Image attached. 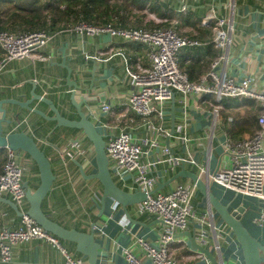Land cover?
<instances>
[{
	"label": "crops",
	"instance_id": "obj_1",
	"mask_svg": "<svg viewBox=\"0 0 264 264\" xmlns=\"http://www.w3.org/2000/svg\"><path fill=\"white\" fill-rule=\"evenodd\" d=\"M180 5L181 0H110L108 21L96 25L110 24L129 29L173 27L180 35L198 41V44L185 46L179 51V67L190 80L198 81L205 77L218 60L213 68L217 74L235 80L250 77L252 87L264 91V0H188L184 13L178 11ZM209 14L229 21L231 31L226 45L213 42L215 20L202 23ZM0 18L4 19L5 16L0 15ZM59 24L55 30L48 31L51 38L37 49L32 58L10 61L2 68L0 99L14 97L25 101L31 97L34 86V92L51 99L62 115L78 119L76 108L70 100L71 93L75 92L77 102L85 97L86 103L81 109L103 137L109 132L116 134L123 129L129 130L134 136L144 135L145 131L141 130L142 118L131 111H124L120 105L133 90L126 68L136 70L138 66L149 65L147 46L108 32L79 34L68 29L74 24L68 23L65 27ZM183 100L180 94L175 93L166 103L163 125L168 135L163 136L160 143L169 149L170 154L193 157L196 165L185 163L170 171L166 164H158L154 170L157 179L154 188L159 185L158 191L167 192L177 183L194 184L188 177H176L182 166L207 181L201 169L208 167L209 172L213 173L229 165V154L223 147L224 153L221 154L218 145L226 137L235 140L251 136L257 125L256 122L254 125L245 124V118L239 119L229 113L234 103L247 105L249 103L244 102H252V105L256 103L258 106L255 101L223 100L217 116L213 117L212 106L207 108L192 96L185 103ZM103 102L114 106L113 116L100 112L99 106ZM32 106L48 115L52 114L49 106L43 102L35 101ZM17 110L20 109L16 107ZM258 110L260 113L259 106ZM21 112L19 122H24L20 127H16L19 122L14 124V129L24 130L35 137L49 158L55 175L52 188L41 207L50 219L66 228L94 231L95 241L100 245L95 264H125L123 250L132 247L137 237L151 243L158 239L160 219L157 216L136 214L134 204L124 208L111 198H106L101 214L102 186L97 179L84 178L75 162L79 161L87 174L96 171L93 146L81 130L56 127L54 121H47L38 114L26 110ZM153 120L156 124L161 122L156 117ZM179 123H185L190 137L186 146L175 138V131L170 134L172 127L175 129ZM74 141L89 150V162L81 158L67 159L62 153V149ZM4 149L0 172L7 157V149ZM16 153L19 164L25 168L23 180L34 190L39 184L38 168L27 153L22 150ZM153 156L154 153L151 154ZM209 183L210 190L229 210L243 207L242 223L264 245V219L260 218L259 200L236 193L216 182ZM0 197L10 199L7 194H1ZM193 204L197 212L210 211L207 220L212 225L191 223L187 229L178 232L169 248L171 256L179 264H211L202 252L191 246L187 235L191 233L196 243L210 250L218 264H245L240 244L219 215L210 209L198 189ZM19 221L17 211L8 203L0 201V229L15 227ZM198 228L205 231L204 243L198 238ZM61 242L71 254L84 256L87 264L86 256L75 251V243L62 239ZM62 260L59 249L44 240L32 239L13 247V260L8 264H61Z\"/></svg>",
	"mask_w": 264,
	"mask_h": 264
},
{
	"label": "built area",
	"instance_id": "obj_2",
	"mask_svg": "<svg viewBox=\"0 0 264 264\" xmlns=\"http://www.w3.org/2000/svg\"><path fill=\"white\" fill-rule=\"evenodd\" d=\"M187 1L181 0L179 12L187 10ZM213 20L216 31L213 42L226 45L231 31L229 21L209 14L202 23H211ZM224 26L226 29H223ZM68 29L88 35L108 32L127 40L138 41L148 48L150 63L147 67L138 66L136 70L126 68L133 90L120 105L124 111H131L142 118L141 130L145 134L134 136L129 130L123 129L119 133L109 132L104 136L108 167L115 184L124 190L129 189V192L146 193L144 200L134 204L135 213L157 216L161 221V231L154 243L137 237L132 247L123 250L125 264H179L169 251L176 234L187 229L191 223L199 226L212 225L207 220L210 211L197 212L194 207L193 199L197 193L195 184L177 183L167 192L150 193L157 181L154 170L158 164H166L170 171L185 163L196 165L193 157L170 154L169 149L162 147L160 143L162 137L168 135V130L163 125L166 118L165 105L175 93L184 98V103L192 96L205 107L212 106L213 117L217 116L223 100L258 103L260 113L257 115V129L254 133L235 140L226 137L221 143L230 156L229 165L213 173L209 172L208 167L201 170L209 181L236 193L257 198L260 203V218L264 219V91L254 89L250 77L235 80L224 74L219 75L213 69L218 63L216 60L205 77L198 81L190 80L179 67V51L185 46L198 44V41L180 35L173 27L129 29L81 21ZM50 38V33L45 29L32 32L1 30L0 71L10 61L32 58L37 49L44 46ZM99 110L108 116L114 114V106L107 102L101 103ZM154 117L161 122L156 124ZM23 122H19L16 127H20ZM174 131L175 138L186 146L190 137L185 123L177 124ZM62 153L67 159L81 158L89 162V150L78 141L70 142L62 149ZM24 172L25 168L19 164L16 151L7 149V157L0 172V195L7 194L21 215L17 226L0 229V262L8 264L13 260L15 245L41 239L60 250L63 256L61 264H86L84 256L71 254L60 238L45 230L27 214L29 205L23 186ZM199 231L200 229L198 238L204 243L205 231Z\"/></svg>",
	"mask_w": 264,
	"mask_h": 264
},
{
	"label": "water",
	"instance_id": "obj_3",
	"mask_svg": "<svg viewBox=\"0 0 264 264\" xmlns=\"http://www.w3.org/2000/svg\"><path fill=\"white\" fill-rule=\"evenodd\" d=\"M76 87L77 84L73 83ZM31 97L25 101H21L14 97H4L0 99V148L10 150H22L27 153L35 162L39 172V184L32 190L26 182L23 183L25 195L28 202L27 214L32 217L37 224L45 230L57 236L58 238L75 243V251L83 254L87 258V264H95L97 259V251L100 245L95 241L94 231L89 232L79 231L75 228H66L58 222L50 219L43 211L41 204L43 199L52 188L55 175L51 168V162L45 152L40 148L35 137L24 130H15L14 124L18 123L21 118L22 110L40 115L47 121H54L56 127H66L81 130L86 138L91 142L94 151V164L96 171L87 174L82 164L75 161L81 175L86 179H97L102 186L101 209L102 214L105 207V199L111 198L118 202L124 208L136 204L146 198V193L141 191L129 192L120 188L113 181L109 167L108 158L105 151V141L103 135L98 131L95 124L86 117L81 107L86 103L85 97H81L80 101L75 100V92L71 93L70 100L76 108L78 119H69L61 114L53 101L34 92V86L30 92ZM35 101H40L47 104L52 114L48 115L42 110L33 107ZM88 104V100H87ZM16 107L18 109L16 111ZM174 108V107H173ZM172 122L174 119V109L171 112ZM36 132V131H34ZM174 132L172 127L170 134ZM169 138L166 143L168 144ZM178 176L188 177L195 184L196 188L201 192L203 197L222 219L223 223L233 233L241 247L242 256L245 264H262L264 257V245L253 237L248 229L241 221V216L244 211L243 207L229 210L228 206L223 204L210 190L209 180L203 181L197 173L188 171L182 166ZM172 179H175L172 178ZM159 185L153 188L150 193L158 191ZM0 201L8 203L19 215L16 205L5 197H0ZM191 246L202 252L211 262L218 264L215 257L208 248L200 246L195 241V237L191 233H187Z\"/></svg>",
	"mask_w": 264,
	"mask_h": 264
},
{
	"label": "trees",
	"instance_id": "obj_4",
	"mask_svg": "<svg viewBox=\"0 0 264 264\" xmlns=\"http://www.w3.org/2000/svg\"><path fill=\"white\" fill-rule=\"evenodd\" d=\"M110 0H0L1 30H16L32 32L45 29L55 30L59 23L74 24L79 21L94 24L105 23L108 20V5ZM141 2V0H135ZM143 1V0H142ZM68 27V26H67ZM2 52L0 50V58ZM236 101V100H232ZM234 103V102H233ZM247 105H252L248 102ZM231 105V104H227ZM234 106L235 103L233 104ZM233 106V107H234ZM257 114L247 116L245 124L254 125ZM257 129V125H256ZM255 129V130H256ZM6 150L0 148V159Z\"/></svg>",
	"mask_w": 264,
	"mask_h": 264
},
{
	"label": "rangeland",
	"instance_id": "obj_5",
	"mask_svg": "<svg viewBox=\"0 0 264 264\" xmlns=\"http://www.w3.org/2000/svg\"><path fill=\"white\" fill-rule=\"evenodd\" d=\"M244 103L246 104L248 102H244ZM235 105L236 106H234V107H232V109H230L229 113L232 114L233 117H237L239 119L240 118H245L246 119L247 116H251V115L257 114L259 112L258 106L256 105V103H254L253 105H244V104H242V105L235 104ZM218 147L221 150V154H223L224 150H223L222 146L219 144Z\"/></svg>",
	"mask_w": 264,
	"mask_h": 264
}]
</instances>
